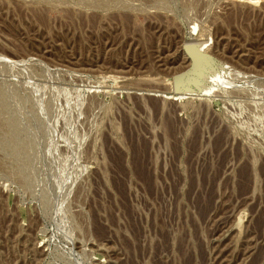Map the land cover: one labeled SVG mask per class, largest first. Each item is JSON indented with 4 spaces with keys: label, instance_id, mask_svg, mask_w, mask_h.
<instances>
[{
    "label": "rangeland",
    "instance_id": "rangeland-1",
    "mask_svg": "<svg viewBox=\"0 0 264 264\" xmlns=\"http://www.w3.org/2000/svg\"><path fill=\"white\" fill-rule=\"evenodd\" d=\"M186 262L264 264V0H0V264Z\"/></svg>",
    "mask_w": 264,
    "mask_h": 264
},
{
    "label": "water",
    "instance_id": "water-1",
    "mask_svg": "<svg viewBox=\"0 0 264 264\" xmlns=\"http://www.w3.org/2000/svg\"><path fill=\"white\" fill-rule=\"evenodd\" d=\"M182 50L185 52V54L188 56V58L190 60H194V51H195V47L192 44H185L184 46H182Z\"/></svg>",
    "mask_w": 264,
    "mask_h": 264
},
{
    "label": "bare ground",
    "instance_id": "bare-ground-1",
    "mask_svg": "<svg viewBox=\"0 0 264 264\" xmlns=\"http://www.w3.org/2000/svg\"><path fill=\"white\" fill-rule=\"evenodd\" d=\"M206 174H207V173H206ZM211 174H212V173H211ZM198 210H199V209H198ZM124 212H125V211H124ZM129 215H130V214H129ZM132 219H133V218H132ZM133 220H134V219H133ZM130 221H131V219L129 220V222H130ZM134 221H135V220H134ZM129 222H128V223H129ZM133 223H134V222H133ZM129 224H130V223H129ZM130 225H131V224H130ZM134 225H136V224H134ZM132 226H133V224H132ZM129 227H130V226H129ZM129 227H128V228H129ZM139 235H140V234H139ZM138 243H139V242H138ZM183 249H184V248H183ZM184 250H185V249H184ZM184 260H185V259H184ZM186 264H187V262H186Z\"/></svg>",
    "mask_w": 264,
    "mask_h": 264
}]
</instances>
